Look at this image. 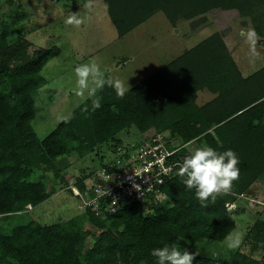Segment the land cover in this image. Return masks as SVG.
Wrapping results in <instances>:
<instances>
[{
  "label": "trees",
  "instance_id": "16d2710c",
  "mask_svg": "<svg viewBox=\"0 0 264 264\" xmlns=\"http://www.w3.org/2000/svg\"><path fill=\"white\" fill-rule=\"evenodd\" d=\"M103 2L118 36L158 12L172 25L214 9L238 10L254 18L264 12V0ZM9 37V27L0 28V43ZM53 49L15 68L0 64V215L39 206L37 193L45 182L51 186L49 195L68 187L57 159L72 151L87 153L130 125L140 132H168L182 145L165 144L171 152L165 166L171 170L160 174L162 180L154 181L143 199H125L117 209L107 210L110 199L101 197L98 211L88 205L84 212L43 225L24 240L0 232V264H156L150 253L164 244L185 240V249L196 253L194 247L201 238L218 243L230 235L236 225L225 205L234 197L222 193L215 203L202 207L194 190L187 189L176 174V165L188 154V143L203 142L218 152L231 149L238 156L240 175L232 187L236 194L264 178V66L243 77L222 34L215 32L136 83L123 98L106 86L98 93L103 98L100 108L93 110L91 100L79 103L70 122L62 121L40 138L32 124L36 115L33 94L47 83L41 71L59 54L58 48ZM203 89L216 95L198 106L195 99ZM91 176L83 174L75 183L79 201L78 196L85 193V179ZM158 194L170 203L159 202ZM143 200L155 203L153 212L145 213ZM263 256L261 213L230 256L196 255L192 264H264Z\"/></svg>",
  "mask_w": 264,
  "mask_h": 264
},
{
  "label": "rangeland",
  "instance_id": "374dc122",
  "mask_svg": "<svg viewBox=\"0 0 264 264\" xmlns=\"http://www.w3.org/2000/svg\"><path fill=\"white\" fill-rule=\"evenodd\" d=\"M71 13H79L84 18L85 23L80 28L64 23ZM255 16H243L233 9H214L172 25L163 13L158 12L130 32L118 36L103 0H0V28L8 26L10 32L8 40L0 43V64L3 68H15L54 47L59 49V54L42 68L47 83L33 94L36 115L32 124L38 136L44 138L62 122L58 119L62 113L73 112L77 104L82 103L75 95L73 68L93 59L106 75L128 80L131 88L182 51L210 34L220 32L242 76L248 77L264 66V12L259 11ZM247 27H254L261 37L255 56L250 54L248 45L240 37V29ZM215 95L203 89L198 91L195 100L201 106ZM167 142L171 147L182 145L181 140L170 137L168 132L155 134L153 129L140 132L130 125L87 153L79 155L72 151L60 157L55 163L68 187L49 195L51 186L45 182V187L37 193L41 200L39 206L32 209L28 205L25 211L0 215V232L24 240L43 225L65 221L84 212L89 203L94 211H98L99 199L92 197V191L98 194L94 188L99 186H94L96 181L92 178L100 181L104 170L110 175L125 172L129 167L133 170L142 164L146 154H153L156 146L164 147ZM203 144L192 141L186 145L187 152ZM88 173L92 176L85 179L87 189L78 196L79 201L75 183ZM258 181L254 189L250 186L243 194H236L234 189L226 192L234 197L225 206L236 229L218 243L204 238L198 240L194 247L198 255L225 258L241 246L254 220L264 213V178ZM157 197L159 202L170 203L165 196L158 194ZM259 202L263 205H258ZM154 204L143 200L145 213L153 212ZM105 207L108 210L110 205L105 204ZM93 231L98 233V230ZM229 237H240L239 246L230 248ZM86 242L90 244L91 239ZM179 247H187L185 240Z\"/></svg>",
  "mask_w": 264,
  "mask_h": 264
},
{
  "label": "clouds",
  "instance_id": "9594fccd",
  "mask_svg": "<svg viewBox=\"0 0 264 264\" xmlns=\"http://www.w3.org/2000/svg\"><path fill=\"white\" fill-rule=\"evenodd\" d=\"M66 25L80 28L85 20L79 13H71L64 21ZM240 37L248 45L251 55H257L256 45L261 39L254 27L240 29ZM75 76V95L81 102L91 100L92 109L101 107L102 96L98 95L107 86L114 89L117 97L123 98L129 92L130 85L127 81L118 77L106 75L101 65L95 60L77 64L73 68ZM73 113H62L58 119L65 123L70 122ZM239 158L231 150L218 152L204 143L195 147L185 155L176 165L177 175L189 190H194L195 198L202 207L208 203H215L218 195L229 192L235 181L239 179ZM240 244V237L228 238V246L236 248ZM156 258V264H192L199 253H190L187 249H181L179 244H164L155 248L150 253Z\"/></svg>",
  "mask_w": 264,
  "mask_h": 264
},
{
  "label": "built area",
  "instance_id": "2783aa9c",
  "mask_svg": "<svg viewBox=\"0 0 264 264\" xmlns=\"http://www.w3.org/2000/svg\"><path fill=\"white\" fill-rule=\"evenodd\" d=\"M156 147L153 154H146L145 159L141 162L142 164L137 168H132L133 170L129 167L125 172H117L111 175L110 172L104 170L103 178L100 181L95 180L93 177L92 180L96 181L94 186L98 184L99 187L94 188V191L98 194L95 195L92 191V197L94 196L95 199L109 198L110 210L123 205L125 199H143L148 189L152 187L153 182L162 180V178H159L160 174H167L171 170L170 166H165V158L171 155V152L165 150L160 144ZM148 156H152L154 159L148 160ZM104 180L105 183L102 184L101 182ZM87 205L92 206L91 203Z\"/></svg>",
  "mask_w": 264,
  "mask_h": 264
},
{
  "label": "crops",
  "instance_id": "0c3cea01",
  "mask_svg": "<svg viewBox=\"0 0 264 264\" xmlns=\"http://www.w3.org/2000/svg\"><path fill=\"white\" fill-rule=\"evenodd\" d=\"M257 182H259V181H257ZM255 184H256V182H255L254 184L251 185L252 189L255 188V186H254ZM252 189H251V190H252ZM262 200H263V199H262ZM262 200H261V201H262ZM263 208H264V207H263Z\"/></svg>",
  "mask_w": 264,
  "mask_h": 264
}]
</instances>
